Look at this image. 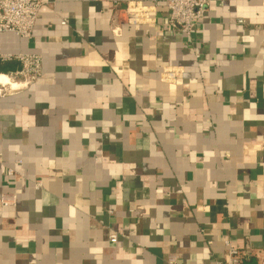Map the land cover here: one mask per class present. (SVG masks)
Returning <instances> with one entry per match:
<instances>
[{
  "label": "crops",
  "instance_id": "0c3cea01",
  "mask_svg": "<svg viewBox=\"0 0 264 264\" xmlns=\"http://www.w3.org/2000/svg\"><path fill=\"white\" fill-rule=\"evenodd\" d=\"M41 1L31 38L0 37V73L42 60L0 98V264H214L224 241L259 264L264 1L210 0L189 38L167 0L119 36L114 7L153 0Z\"/></svg>",
  "mask_w": 264,
  "mask_h": 264
},
{
  "label": "built area",
  "instance_id": "2783aa9c",
  "mask_svg": "<svg viewBox=\"0 0 264 264\" xmlns=\"http://www.w3.org/2000/svg\"><path fill=\"white\" fill-rule=\"evenodd\" d=\"M264 1V0H260ZM150 6L133 2L125 8L116 5L112 17L111 33L119 36L123 24L138 27L153 22L151 14L156 0ZM210 0H167L168 30L178 31L189 38L199 23H201ZM41 0H0V37L4 33H13L18 37L29 39L36 25ZM64 25V23H61ZM5 61L17 60L21 68L15 73H0V98L17 94L28 88L42 73V60L39 55L3 56ZM182 71L176 67L164 68L161 79L166 83L180 82ZM8 175L12 174L9 170ZM41 186L40 181L35 185ZM15 196L4 194L0 198L3 207L14 206ZM111 244L117 243V235L108 238ZM227 259L225 262L215 261L214 264H241L245 252L233 248L229 241H224ZM176 258L170 257L168 264H175ZM264 264V259L259 263Z\"/></svg>",
  "mask_w": 264,
  "mask_h": 264
}]
</instances>
